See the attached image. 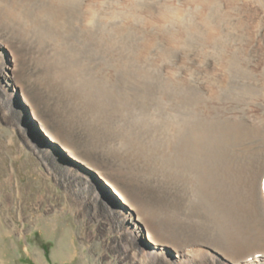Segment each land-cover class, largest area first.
Instances as JSON below:
<instances>
[{
    "label": "rangeland",
    "instance_id": "rangeland-1",
    "mask_svg": "<svg viewBox=\"0 0 264 264\" xmlns=\"http://www.w3.org/2000/svg\"><path fill=\"white\" fill-rule=\"evenodd\" d=\"M95 1L93 47L96 55L91 56L87 49L86 56L74 64L77 72L74 71L72 77L61 74L62 67L56 64L51 26L47 32L50 41L43 46L36 38L12 42L19 56L17 74L34 99L36 116L40 115L42 120L33 116L19 87H12L17 91L8 109L10 120L0 109V264H141L147 261L165 264L167 260L178 259L175 256L180 252L198 253L200 256H193L195 264H233L218 249L221 244L213 238L217 230L210 222L206 207L213 200L239 205L241 231L264 229V222L255 224L252 212L245 211L246 206L253 204V199L248 198L250 183L264 169V123L259 126L263 133L253 136L251 130L245 129L243 132L249 135L242 136L244 133L236 134L240 130L235 131L225 120L235 115L244 118L260 115L258 117L264 121V100L255 98L252 105L239 103L237 94L241 92L238 91L253 86L241 75L228 88L234 95L232 101L222 98L223 92L218 88L213 90L217 99L206 100L209 91L203 81L204 69L218 71L216 57L199 60L197 49L190 47L183 60L184 55L181 57L176 48H171V44L181 47L178 41L158 39V30L176 26L172 19L158 20V14L164 11L170 14L172 4L187 3L183 8L180 4L179 8L188 17V11L194 8L190 0ZM219 5L221 11H227L223 2ZM253 7L259 11L258 20L263 18L264 5L261 8L254 4ZM238 9L240 6L234 11ZM232 13L230 19L235 21L237 17ZM91 20L88 18L89 27ZM250 24L252 28L257 25L256 19ZM0 37L8 39L5 29H0ZM184 45H188L186 40ZM252 56L253 63L247 66L254 69L255 78H262L257 72H261L264 65L258 66L256 53L252 52ZM137 68L149 75L138 78ZM183 77L191 86L187 81L177 86V81ZM183 88L194 92L190 101L200 117L210 116L205 113L210 106L212 113L208 119L219 123L215 122L203 137L198 135V149L191 132H186L188 146L174 135L176 125L177 128L185 126L177 118L184 112L181 101L175 98L176 92H182ZM0 92L3 93L1 81ZM225 106L223 112L215 111ZM188 116L186 112L185 117ZM41 127L57 134L61 142L89 166L73 162L59 145L49 143L39 131ZM165 134H170L168 140L164 139ZM45 149L48 155H44ZM195 156L199 159L195 160ZM191 164L196 165L195 176L200 184L196 188L189 182L193 175L189 170ZM69 167L80 176L88 177L86 188L79 184L81 178L73 181L66 175ZM102 175L133 203L137 210L133 209L138 211L136 216L145 221L142 223L139 219L138 223L147 225L146 228L160 239L159 245L154 246L147 240L142 225L134 234L131 228L134 211H128V206L120 198L116 199L110 187L103 186ZM255 194L257 197V190ZM121 212L128 213V217L124 219ZM120 219L125 230L117 233ZM256 243L255 247L264 248L263 237ZM126 244L130 245L129 249L125 248ZM242 245V249L236 250L237 254L251 250L250 245ZM149 246L156 248L159 259H143Z\"/></svg>",
    "mask_w": 264,
    "mask_h": 264
},
{
    "label": "bare ground",
    "instance_id": "bare-ground-1",
    "mask_svg": "<svg viewBox=\"0 0 264 264\" xmlns=\"http://www.w3.org/2000/svg\"><path fill=\"white\" fill-rule=\"evenodd\" d=\"M44 1H46V0H44ZM44 1H42L41 3H37V2H35V0H0V29H5L7 31V34H8V39H6V38L1 39V37H0V45L3 46V47H0V81H1V83H3V93L0 92V109L2 111H4V113L8 116V119H9V113L8 112H10L9 110H10V106L12 103V99L14 97L15 91H17V89H15V90H13V89L15 87H19L20 93H22V92L24 93V100L27 102V104L29 103L28 105L31 107V110L33 112V116L35 118H37L39 116V120H42V117L40 115L37 114V116H36V113H35V111H36L35 105L36 104L34 103V99L28 93V91L25 90V87H24L25 85H24L23 81L21 80L20 76L17 74V70L19 69V56H18L17 51L15 50V48L13 46V43H12L13 41L20 40V38H26V37L36 38V39H38V42L41 43V45L43 46L48 41H50L49 34H48L49 33L48 27L51 26V29H50L51 34H52L51 36L53 38H55L54 46H55V49L58 53V54L57 53L55 54V57L57 59L56 64H60V66L62 67V70L60 72L64 76L68 75V76L72 77L75 75V72H77V71L74 70V64H76L81 58H84L82 56L85 54V51L87 49L90 50L89 52H90L91 56L96 55L94 47H93L95 45V40H96V37H95L96 27H95V23H94V9L96 6V1L95 0H48L47 3H45ZM189 2H191V6L194 8L192 9L193 10L192 12H191V10L188 11V13H187L188 17L183 15L182 14L183 9L179 8L180 4H182V3H180L178 6H175L174 4H172V6L170 5L173 9L172 12H170V14L166 11H164V13L158 14V17H156L158 20H161V19L171 20L172 19L174 21V23L176 24L175 28H173V29L158 30V32H157L159 35L158 39L161 37V38L169 39L171 41H176V42L178 41L182 46L180 47L179 45H177L176 47H173V45L171 44V48L172 49L176 48V50H178L181 53V57H182V55H184L182 57L183 60L185 58H187V57H185V55L187 53L188 48L190 49V47H194L197 49L198 52L196 53V56H197V59H199V60L204 59V57H206V58L211 57V56L216 57V59L218 61H216L215 63L219 64L220 68H217L219 70L218 71H211V70L205 71V69H204L205 77H204L203 81L205 83V86L207 87V90L209 91V95H207V97L205 96L206 100L208 99V100L214 101L217 99L216 94L213 91V90H216L217 88L223 92L222 98L226 97V99L228 101L230 99H232V97L234 95H232L229 92L230 90L228 88L232 85V82L234 81V79H237L239 75H241L242 78H246L245 81H247L253 85V86H249V87H242V89H240L238 91V92H241L240 94H237L238 95L237 99H240L239 103L243 104L246 102H250V104L252 105L253 99H255V98H256V100L257 99L258 100H264V66H263L264 65V46H263L264 28L261 29L264 26V17L261 18L260 20H258L257 14L259 11L255 10L256 8L254 9V7H253L254 4H258L262 8V5H264L262 0H249L248 2H246V0H221V1L220 0H190ZM220 2L224 3L225 7L227 8V11H225L226 9H223L222 11L220 10V5H219ZM54 4H55V6H54ZM185 5L183 3L182 8ZM151 6H152V4H151ZM236 6H238V7L240 6V9H238L237 11H234V9H236ZM253 9H254V11H252ZM161 10H163V9H161ZM149 11H151V10H149ZM232 12H234V14L237 17V19H235V21L234 20L231 21V19H230L231 16L233 15ZM89 13L91 14L90 17L88 16ZM261 16H262V14H261ZM88 18L89 19L92 18V20L90 22L91 23L90 27L87 25ZM254 18L257 21V25H255L253 27V28H256L255 30H253V28L251 26L252 24H250V23H252V20ZM52 21L55 22V24H53ZM45 22H47L46 26H44ZM159 24H161V23H159ZM28 38H27V40H28ZM185 40L188 43L187 46L184 45ZM20 41H22V40H20ZM160 41H162V40H160ZM167 42H169V41H167ZM168 44H170V42ZM175 45H176V43H175ZM153 49H155V48H153ZM205 49H208L209 51L205 52ZM33 50H34V47H33L32 51ZM252 52L256 53V55H258V57H259V59H257L259 62L256 60L258 63V66H263L262 71L257 72V74L261 75V77H262V78L257 77L261 81H258L257 78H255L256 72H254V69L253 68L251 70L249 69V66H250L249 64L252 62V59H253ZM25 53H27V52H25ZM33 56H35V55H33ZM84 56H86V55H84ZM91 56H88V57L92 58ZM176 56H178V52H177ZM39 59H40V57H39ZM92 59H95V57H93ZM38 61L36 63H38ZM172 62H173V60H172ZM39 64H41V63H39ZM41 65H40V67H41ZM247 65H249V66H247ZM246 66H247V68H246ZM255 66H256V63H255ZM43 67H44V65H43ZM195 68H197V67L195 66ZM156 69H158V68H156ZM185 70H187V68ZM255 70H256V68H255ZM177 71H180V70H177ZM47 72L49 73V71H47ZM196 72H197V69H196ZM201 72H202V70H201ZM220 72H222V74ZM6 73H9L10 76H8ZM197 73H195V74H197ZM219 73H220V76L218 75ZM78 75H76V76H78ZM147 75H149V73H147L144 69L142 70L141 68H137V77L138 78L144 79L147 77ZM187 75L189 77H191L189 74H187ZM224 75H226V76H224ZM182 76H183V74H182ZM199 76H201V75H199ZM9 79H12V80H9ZM22 79H23V77H22ZM27 79H28V77H27ZM80 79H81V77H80ZM186 81H187V79H184V77H183V79L177 81V86L179 87V85L181 86V85L186 84ZM73 83H74V81H73ZM12 84H13V86H12ZM187 85L191 86V83H189V81H187ZM12 87H14V88H12ZM186 88H187V86H186ZM186 88L185 89L183 88L182 92H176V94H175V95H177V96H175V98H177L181 101L180 106H182V109L184 112L183 116H179L177 118L179 120H181V123L185 126L183 127L182 125H178V128H177V125H176V131H175L174 135L177 137L176 139L180 140L181 142L183 141L184 143L186 142L185 145L188 146V143H187L188 141L185 140L187 137L186 132H189V134L191 132V135L193 137L191 139L192 140L194 139L193 142L197 146L196 149H198V147H199L198 146L199 145L198 135L200 134L201 137H203L204 135H202V134L209 131V129L212 127V125L215 122H216V124H219V123L216 120H213V121L210 120L211 119V113H212V108H209L210 106L208 107V109L206 108V111L204 110L206 113V116L208 113L210 114V116L208 117L210 119H208L206 117L205 118L200 117L197 114V111H195V108H193L194 103L192 101H190V98L192 97L194 92L186 90ZM190 88H193V87H190ZM193 90H195V88ZM234 99H235V97H234ZM194 100H196V99H194ZM204 100H205V98H204ZM230 101H232V100H230ZM229 103H231V102H229ZM225 108H226V106L223 109L217 107L215 111L219 112V111L224 110ZM188 109L190 111H188ZM213 109H215V108H213ZM186 112L189 113L188 117H185ZM22 114L24 115V113H22ZM223 114H226V113H223ZM258 116H260V115H258ZM258 116L247 115V118L246 117L244 118L242 116H236L235 115V117L225 119V120L228 121L227 124H229L232 129H235V131H238L236 129L240 130L238 132H235L236 134L244 133L243 130L247 129V130H251L250 134H253V136H254L255 133L256 134L257 133L258 134L263 133V132L259 131L260 130L259 126H261L260 124H263L264 121L261 120V118H259ZM257 119H259V120H257ZM262 119H263V117H262ZM247 120H251V121L247 122ZM198 125L200 126V128H197ZM186 128H188V129H186ZM39 131H41V134L45 136V139H47V141L49 143L59 145L61 147V151H63V153H65L73 162L75 161V163H77L79 165L81 164V165H85L87 167L89 166L88 163L84 159H82V157L79 156L76 152H74V150L72 148L63 144L61 142L62 139H59L60 137L57 134L50 132L48 129H46V128L44 129L42 127L39 129ZM169 135L170 134H165L164 139L168 140ZM243 135L248 136L249 133H244V134H242V136ZM256 138H258V137H256ZM262 138H263V143H264V135ZM171 143H172V141H171ZM44 152H45L44 155L49 154V151L47 149H45L43 151V153ZM197 156H195L196 157V158H194L195 160L199 159V158L197 159ZM189 166H190L189 170L193 171V175H191L192 179L190 178L191 181H189L190 186L194 187V188L199 187L200 184L197 183V177L195 176L196 165L191 164ZM69 168L70 169L66 170V175L69 176L70 179L73 181L74 180L78 181V178L79 179L81 178V182H79V184L82 185V188H86L88 177L85 175L82 177L75 170H73L72 167H69ZM263 170L260 172L259 176L258 177L256 176L255 180L252 179L253 181L250 183V186L248 189L250 195H248V198H249V200L253 199L252 200L253 204L251 207L250 206L245 207V211L250 210L252 212V216H253L255 224H260L261 222L262 223L264 222V200L263 201L261 200V199H264V190H263L264 189V171ZM96 171H97V173H99L97 168H96ZM76 175H78V177H76ZM186 179H187V177H186ZM101 182L103 183V186L105 185V186L110 187L111 191H113L117 195V197L115 196L117 200H118V198H120V200L128 206V208H127L128 211H130V210L134 211L135 214L133 216H135L134 217L135 221H133L131 228H133V232L135 234L136 233L135 231L139 230L138 228L141 227L142 223H144L145 221L143 220L144 222H142L141 218H139L142 223H138V220H139L138 217L139 216L138 217L136 216L138 214L137 213L138 211L136 212L134 210L136 208L133 207V205H132L133 203L131 201H129V199L125 198L122 194H120V192H118L116 190V186L114 184H112L107 177L102 175ZM256 190H257V197L255 194ZM198 195L199 194H197V196ZM261 195L263 197H261ZM259 196L261 197V199L259 198ZM198 201H199V199H198ZM208 204H209V206L206 207L207 208L206 212H207V214H209V217L211 219L210 222H212V225L217 230V232L213 231V232H216L213 235V238H216L217 241L220 242L221 248L219 247L218 249L222 251V254L224 255V257L231 260V262L233 264H264V248H261V247L258 248V247L254 246L255 244H257L256 240L258 241L259 238H261V239H262V237L264 238V229L263 230L262 229H259V230L256 229V230L251 231V232H248L247 229L245 231H241L242 229L240 230V226L238 225V221H240V219L238 218L239 205L237 206V205L226 204V203H222V202L219 203V201L215 202L214 200L212 203L210 202ZM176 206L177 205H175V207ZM121 213L125 216V217H123L124 219H126L128 217V216H126L128 213H123V212H121ZM191 215H192V213H191ZM122 221H123V219H120V221H118L120 226H117L118 227L117 233L121 232L122 229L125 230L124 226L122 224ZM135 222H136V224H134ZM142 226H143L142 228L144 230V233L146 234L147 240L149 242H151V244L154 246L159 245L161 243L160 239L156 238L153 235V233L150 232L148 228H146L147 227L146 224H143ZM258 228H260V227H258ZM133 232L130 231L131 234ZM222 237L224 238L225 241L222 240ZM242 244L250 245L251 250L237 254L236 250H238L240 248L242 249V246H243ZM125 248L129 249L130 245L126 244ZM155 249L156 248H154L153 246H151V247L149 246V248H148L149 252H148V254H143L144 255L143 259L145 260V257L149 258V259H153L155 257L158 258L157 252ZM186 253L187 252H185V253L180 252L177 256H175V258H178V259L172 260L173 262L167 260L165 264H168V263H170V264H195L194 263L195 259L193 258V256H195V257L200 256L198 253H195V254L191 253L192 255H189V253L188 254H186ZM166 254L169 255L168 253H166ZM196 260H197V258H196ZM141 264H154V262H152V261L148 262L147 261V262H142Z\"/></svg>",
    "mask_w": 264,
    "mask_h": 264
}]
</instances>
